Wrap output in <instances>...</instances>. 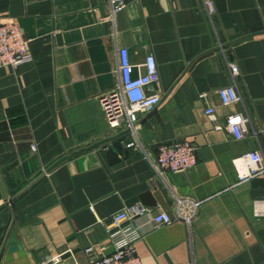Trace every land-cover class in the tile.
Returning <instances> with one entry per match:
<instances>
[{
  "label": "crops",
  "instance_id": "crops-1",
  "mask_svg": "<svg viewBox=\"0 0 264 264\" xmlns=\"http://www.w3.org/2000/svg\"><path fill=\"white\" fill-rule=\"evenodd\" d=\"M210 1L211 13L203 0H124L111 20L110 0H0L32 57L0 68V264H89L84 249L111 253V215L137 203L142 264H264V172L239 178L242 155L264 158V0ZM119 47L134 64L152 53L159 74L137 148L98 100L117 83ZM228 84L240 98L223 105L217 89ZM231 112L248 118L240 139L225 126ZM175 139L195 145L196 164L160 177L150 159ZM157 181L167 209L147 203ZM175 197L198 202L192 221L155 226Z\"/></svg>",
  "mask_w": 264,
  "mask_h": 264
},
{
  "label": "built area",
  "instance_id": "built-area-1",
  "mask_svg": "<svg viewBox=\"0 0 264 264\" xmlns=\"http://www.w3.org/2000/svg\"><path fill=\"white\" fill-rule=\"evenodd\" d=\"M208 13L213 11L210 0H203ZM124 6V0H110V14H114ZM28 39L23 35L18 22L14 19L0 17V68L15 67L31 60ZM232 77L238 74V67L234 62H228ZM117 83L99 93L98 100L109 127L113 130L126 128L130 139L126 141L127 148L141 147L137 129L140 113L154 108L160 101L161 95L157 89L159 74L156 61L152 53H148L142 63L134 64L130 61L127 48L117 49ZM220 103L230 105L240 98L235 86L228 84L217 89ZM214 107L209 105L205 113L214 118ZM247 121L240 112H231L226 116V128L235 138H242L247 132ZM35 150V145H31ZM157 154L150 164L156 174L163 177L165 172H180L196 164L197 154L195 145L187 139H175L159 142L156 145ZM243 171L241 181L264 172V158L256 151H249L242 155ZM197 201L175 197V211L170 216L166 212L153 215L154 225L170 223L180 219L189 224L195 216ZM146 209L137 203L122 208L111 215L109 239L113 251L99 257L92 255L91 248H85L84 253L90 256L89 264H142L135 254L134 243L140 237L138 227L133 216ZM58 258H50L44 264H58Z\"/></svg>",
  "mask_w": 264,
  "mask_h": 264
},
{
  "label": "water",
  "instance_id": "water-1",
  "mask_svg": "<svg viewBox=\"0 0 264 264\" xmlns=\"http://www.w3.org/2000/svg\"><path fill=\"white\" fill-rule=\"evenodd\" d=\"M99 7L102 9V3H101V0H99ZM103 141L105 140H102V141H98L97 143H94L93 145H91L90 147L92 146H95V145H98L99 143H102ZM85 149H80L78 151H75L74 153H71V155H74L78 152H81ZM67 158V156L65 157H62L61 159H59L58 161H56L55 163H53V165L51 167H53L54 165H56L58 162L62 161L63 159ZM152 195L153 197L150 198L147 203L150 204V205H154L155 202H158L164 209H167V202H166V199H167V189L164 187L163 183L161 181H157L156 182V189L152 192ZM146 196H149V193H146L143 197L146 198ZM150 197V196H149ZM146 200V199H145ZM167 214H169L171 216L170 213L166 212Z\"/></svg>",
  "mask_w": 264,
  "mask_h": 264
}]
</instances>
